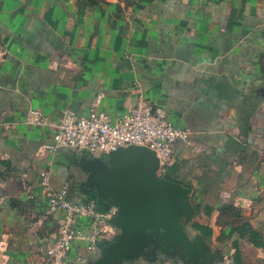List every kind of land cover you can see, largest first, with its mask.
Segmentation results:
<instances>
[{
    "label": "crops",
    "instance_id": "obj_1",
    "mask_svg": "<svg viewBox=\"0 0 264 264\" xmlns=\"http://www.w3.org/2000/svg\"><path fill=\"white\" fill-rule=\"evenodd\" d=\"M263 88L264 0H0V264L49 263L59 213L47 212L41 170L73 200L93 192L76 165L86 154L50 151L51 131L26 112L120 115L138 98L189 129L172 145V176L194 208L183 223L211 229L185 223L210 255L122 264H264ZM105 223L94 252L74 242L59 264L96 258L113 239Z\"/></svg>",
    "mask_w": 264,
    "mask_h": 264
},
{
    "label": "water",
    "instance_id": "obj_2",
    "mask_svg": "<svg viewBox=\"0 0 264 264\" xmlns=\"http://www.w3.org/2000/svg\"><path fill=\"white\" fill-rule=\"evenodd\" d=\"M76 165L87 175L85 184L95 192L98 205L107 211L119 208L111 220L119 234L83 264L154 260L159 253L192 262L209 257L202 237H191L182 221L194 212L189 188L157 174L159 160L153 150L130 145L109 152L106 158L83 155Z\"/></svg>",
    "mask_w": 264,
    "mask_h": 264
},
{
    "label": "built area",
    "instance_id": "obj_3",
    "mask_svg": "<svg viewBox=\"0 0 264 264\" xmlns=\"http://www.w3.org/2000/svg\"><path fill=\"white\" fill-rule=\"evenodd\" d=\"M24 121L51 131L50 151L62 147L99 156L130 145L148 147L159 160L160 177H166L175 162L172 145L186 142L190 133L187 127L176 125L159 104L143 98H138L128 112L120 115L93 109L78 114L65 109L57 118H51L38 109H29ZM39 184L47 201V212L59 213L56 236L47 250L48 264L63 261L74 242L94 252L101 240L100 222L107 213L97 207L92 197L73 200L67 183L54 188L47 170L39 173Z\"/></svg>",
    "mask_w": 264,
    "mask_h": 264
},
{
    "label": "trees",
    "instance_id": "obj_4",
    "mask_svg": "<svg viewBox=\"0 0 264 264\" xmlns=\"http://www.w3.org/2000/svg\"><path fill=\"white\" fill-rule=\"evenodd\" d=\"M132 1H130L129 3H131ZM173 166H174V164H173ZM173 166L168 170L166 177L174 180V178L172 176L173 175L172 169L174 168ZM89 196L95 199V192H92ZM96 204H97V207H99L97 202H96ZM99 209H100V207H99ZM101 210L103 211V209H101ZM195 210H196V208H195ZM207 214H208V210H207ZM183 217H185V216H183ZM184 222L185 223L194 222V223H191L192 228L194 230L198 231L203 237H209L211 235V229L207 225L200 223L201 221H192L190 218H185ZM256 237H257L256 233H249V239L254 240L253 243L255 245H260V243L257 240H255ZM238 260L239 259L237 258V261Z\"/></svg>",
    "mask_w": 264,
    "mask_h": 264
},
{
    "label": "clouds",
    "instance_id": "obj_5",
    "mask_svg": "<svg viewBox=\"0 0 264 264\" xmlns=\"http://www.w3.org/2000/svg\"><path fill=\"white\" fill-rule=\"evenodd\" d=\"M119 211L118 206H112L110 211L105 215L107 221H111ZM104 231L109 234V237H116L119 234V227L115 223H105Z\"/></svg>",
    "mask_w": 264,
    "mask_h": 264
},
{
    "label": "rangeland",
    "instance_id": "obj_6",
    "mask_svg": "<svg viewBox=\"0 0 264 264\" xmlns=\"http://www.w3.org/2000/svg\"><path fill=\"white\" fill-rule=\"evenodd\" d=\"M120 1H123V2H125V3H129L130 1H132V0H120ZM97 155H99L100 157H102V158H106L107 157V154L106 155H103V154H97ZM100 209H103V208H101L100 207ZM160 254V253H159ZM163 255V254H162ZM165 256V255H164Z\"/></svg>",
    "mask_w": 264,
    "mask_h": 264
},
{
    "label": "flooded vegetation",
    "instance_id": "obj_7",
    "mask_svg": "<svg viewBox=\"0 0 264 264\" xmlns=\"http://www.w3.org/2000/svg\"><path fill=\"white\" fill-rule=\"evenodd\" d=\"M85 186H87V185H85Z\"/></svg>",
    "mask_w": 264,
    "mask_h": 264
}]
</instances>
